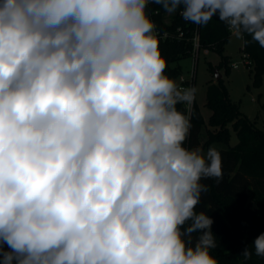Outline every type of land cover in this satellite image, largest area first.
Listing matches in <instances>:
<instances>
[{"label":"clouds","instance_id":"clouds-1","mask_svg":"<svg viewBox=\"0 0 264 264\" xmlns=\"http://www.w3.org/2000/svg\"><path fill=\"white\" fill-rule=\"evenodd\" d=\"M150 3L264 47V0H0L2 264H218L195 208L222 157L184 146L197 89L165 74Z\"/></svg>","mask_w":264,"mask_h":264},{"label":"trees","instance_id":"trees-1","mask_svg":"<svg viewBox=\"0 0 264 264\" xmlns=\"http://www.w3.org/2000/svg\"><path fill=\"white\" fill-rule=\"evenodd\" d=\"M163 8L152 3L146 9L150 18L162 19V14L154 16V10ZM177 25H184L183 19L176 17L171 25H164L173 30ZM201 48L218 52L222 59L219 67L225 64L229 69V56L225 47L231 31L217 18L207 25L200 26ZM188 34L178 39L159 40L161 55L167 66L165 74L176 81L183 74L180 60L192 53V42ZM243 42L244 58L250 60L253 84L260 87L264 80V47L245 35ZM206 105L211 115L206 123L198 104L194 103L191 114V128L184 146L196 149L202 145L204 126L207 140L204 144L219 142L229 144L232 128L238 142L234 146L222 147L218 150L222 157V177L202 179L207 185V192L202 194L201 202L195 211H204L213 220L211 231L217 239V247L212 254L218 264H264V257L256 256L254 248L250 259L241 254L246 247H251L255 239L264 233V117L260 123L258 116L251 119L229 94V87L224 77L212 79L207 88ZM181 111H187L179 105ZM264 111V103L262 104Z\"/></svg>","mask_w":264,"mask_h":264},{"label":"rangeland","instance_id":"rangeland-1","mask_svg":"<svg viewBox=\"0 0 264 264\" xmlns=\"http://www.w3.org/2000/svg\"><path fill=\"white\" fill-rule=\"evenodd\" d=\"M243 42L244 39H237L231 34L230 39L225 47V54L229 56V69L223 64L218 66L222 57L218 52L201 48L196 64V76L194 80V87L197 89L195 101L201 109L206 123L211 115V109L206 105L207 88L212 79H216L215 69H219L226 83L229 87V94L231 99L238 103L240 109L247 114L251 119L259 117L258 121L261 123L264 117V111L262 104L264 103V80L260 87L253 84V73L251 68L246 63L243 54ZM180 64L183 67V76L191 77L193 69V56L186 57L180 60ZM237 64L238 67H235ZM176 82L180 84V77L176 79ZM207 124L204 126V132L202 136V145L199 147L203 153H206L210 147H214L217 151L222 147L234 146L238 142V136L236 132L231 128V138L229 144L213 142L211 144H204L207 140ZM4 250H9L5 244ZM2 264V259H0Z\"/></svg>","mask_w":264,"mask_h":264},{"label":"built area","instance_id":"built-area-1","mask_svg":"<svg viewBox=\"0 0 264 264\" xmlns=\"http://www.w3.org/2000/svg\"><path fill=\"white\" fill-rule=\"evenodd\" d=\"M151 4L152 3H150L149 5ZM159 14H162V19L160 21L157 20L156 18H152L153 22L156 25V32L159 40H168V39L180 40L188 34L187 38H189V40L192 42L193 49L191 56H193V69H192L191 77L187 78L181 75L180 76L181 82L179 85L181 87H194V80L196 76V64L201 49L200 32H199L200 25H196L191 22L185 21L183 17L179 14V11H177V13L174 14H169L166 13L165 11L161 12L160 9L154 10V16ZM175 16L179 18L181 17L184 21V25H177L173 30L164 27L165 24L171 25L173 23V19H175ZM245 61L248 65L251 64L249 59L245 58ZM234 66L238 67L237 64H234ZM194 103L191 106V109H186L187 111H190L191 114L193 111Z\"/></svg>","mask_w":264,"mask_h":264},{"label":"water","instance_id":"water-1","mask_svg":"<svg viewBox=\"0 0 264 264\" xmlns=\"http://www.w3.org/2000/svg\"><path fill=\"white\" fill-rule=\"evenodd\" d=\"M215 74H216V80L222 78V74L219 72V69H215Z\"/></svg>","mask_w":264,"mask_h":264}]
</instances>
